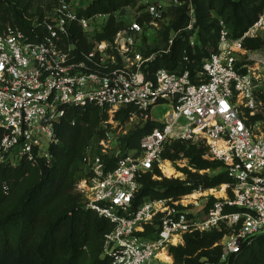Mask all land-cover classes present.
I'll use <instances>...</instances> for the list:
<instances>
[{
    "label": "built area",
    "instance_id": "1",
    "mask_svg": "<svg viewBox=\"0 0 264 264\" xmlns=\"http://www.w3.org/2000/svg\"><path fill=\"white\" fill-rule=\"evenodd\" d=\"M173 2L187 3L193 28V0ZM144 5L157 26L165 3L145 0ZM79 10L75 0H60L45 18L33 21L31 32L14 25L0 32V164L50 160L68 105L95 103L110 115L132 105L130 118L154 120V107L167 104L160 124L135 148L120 146L126 128L112 118L103 120L104 134L88 146L75 191L87 208L114 224L102 253L111 264H176L171 247L184 244L187 233L222 228L228 231L221 241L222 260L228 262L264 232V128L248 115H255L263 72L250 61L264 64V58L244 45L264 32V12L239 37L222 20L217 50L194 75L189 68L151 67L155 57L145 58L135 48L133 32L147 26L138 19L112 40L79 51L71 41L72 27L77 23L86 30L91 22ZM176 140L206 143L208 155L223 163L230 178L222 184L224 194L200 186L191 200L188 193L147 198L134 206L140 177L155 165L164 171L163 152ZM149 225L155 228L152 235L146 234Z\"/></svg>",
    "mask_w": 264,
    "mask_h": 264
},
{
    "label": "trees",
    "instance_id": "2",
    "mask_svg": "<svg viewBox=\"0 0 264 264\" xmlns=\"http://www.w3.org/2000/svg\"><path fill=\"white\" fill-rule=\"evenodd\" d=\"M130 1L92 0L79 13L91 16L109 12ZM216 2L220 4L218 11L226 15V25L234 37H239L259 17L260 7L251 8L245 0H193L196 6L194 28H199V42L192 46L189 36L193 30L183 29L190 20L189 6L184 3L179 6L182 14L176 23V29L181 32L161 58L165 67L176 71L189 68L195 75L202 68L204 58L217 50L221 25L205 20V10L215 7ZM42 16L34 12L28 14L25 0H0V32L8 25L31 32L33 21ZM116 29L114 17H111L99 34L100 39L112 40ZM71 35L79 51L89 49L79 24L73 25ZM244 45L249 49L259 48L264 45V39L247 38ZM158 63L156 58L150 66L164 67ZM178 66L180 68H176ZM132 110V105L121 107L117 118L122 121L130 118ZM107 118L108 112L95 103L68 105L57 125L58 141L50 147V160L39 158L35 163L25 160L16 166L0 164V264H111L112 259L103 257L102 253L105 235L114 224L87 208L75 191V183L84 172L87 148L103 136L102 122ZM159 124L152 119L146 120L144 125L123 134L120 146L123 149L138 147L141 138ZM2 135L0 129V141ZM181 156L188 157L189 165L196 169L193 172L189 166L184 168L191 180L163 176L155 165L140 177L141 186L133 199L134 206L147 198H178L200 186L215 187L230 179L221 161L204 156V147L190 140L167 144L163 158L177 160ZM207 168L220 170L213 175L201 172ZM154 175L162 177L154 178ZM154 230V226L149 225L146 234L152 235ZM221 235L222 232L217 231L187 233L185 243L172 246L171 253L179 264H218L222 249L212 245ZM198 250L200 252L193 255ZM228 264H264V232L231 255Z\"/></svg>",
    "mask_w": 264,
    "mask_h": 264
},
{
    "label": "rangeland",
    "instance_id": "3",
    "mask_svg": "<svg viewBox=\"0 0 264 264\" xmlns=\"http://www.w3.org/2000/svg\"><path fill=\"white\" fill-rule=\"evenodd\" d=\"M60 0H25L27 5L28 14L35 13V14H43L42 18L46 17L48 14L52 12V9L59 4ZM165 3V6L167 8V11L165 13L164 19L159 22V24L156 26L154 24L150 23L151 17L150 14L145 9V0H131L127 4H121L118 9L109 11V12H103L104 14L102 16H95L94 14L91 15V22L89 24L88 29H82L84 33L85 43L89 48H92L95 43L100 41L99 34L104 31L105 27L107 26L109 20L111 17H114V23L117 27L116 31L113 33L112 38H115L119 32H124L125 29L128 28V25L132 20L138 19L142 24L147 23V26H145L144 30L138 33L133 32V35L135 37V48L142 55L143 57H152L154 56V60L157 58L158 65L164 66V63L161 62V58L163 54L169 52L170 46L173 42V39H175L178 34H180V29H176V23L179 22L180 16L182 14V11L179 6L175 5L173 0H161ZM251 8L255 6H259V15L264 12V2L263 0H245ZM92 0H75V4H78L80 6V9L86 8ZM206 6V3L204 4ZM218 6H220L219 2L215 3V7L207 8L205 11L207 12L206 19L207 21H215L218 25H220L221 21L223 20L224 23L227 24L226 21V15L221 14L218 11ZM207 7V6H206ZM196 9V6H195ZM196 12V11H195ZM205 12V13H206ZM188 14L190 15V12L188 11ZM39 18V17H38ZM190 19V16H189ZM181 22V21H180ZM190 20L188 21L187 25H185L186 30H193L192 34H190L189 39L190 43L197 44L199 42V28H189ZM184 25V23H181ZM264 39V32L260 33L258 38ZM255 54L260 55L264 58V45L259 48H253L251 49ZM180 62V61H179ZM259 63V62H257ZM250 65L253 66H259L261 70H263L261 75V80L257 81L258 85L256 87L255 93L258 100V106L255 110V115H261L259 118H254L253 115H251L248 111V115L250 117L251 123L255 124V126L260 125L261 128L263 127L264 122V64L259 63L256 64L255 61H250ZM180 68V66L176 67ZM168 109L167 104H161L156 107H154L152 111V116L154 117V120L157 122H161L164 112ZM117 112L113 115L108 114V118L113 119V123H118L122 125L124 128L127 129V132L137 126H142L145 124V121L141 117L135 116L134 118H127L126 120L122 121V119L117 118ZM197 144L200 147H204V156L208 159H212L208 155V148L206 143L203 140H197L193 142ZM167 161H170L176 170L173 174H167L166 172L162 171V175L169 177V178H182V179H188L189 174L184 170L186 167H190L193 172H196V169L191 167L189 165V159L186 156H181L177 160H172L166 158ZM163 163H165V161ZM166 161V162H167ZM182 168V169H181ZM220 168H207L202 169V173H209L210 175L216 174ZM154 178H161L162 176L154 175ZM189 180V179H188ZM191 180V178H190ZM223 183H221L218 186H215L218 188L217 193L224 188L222 186ZM215 187H209L204 188L206 190H209L210 188ZM193 196L188 197V200H191L192 197L197 196L198 192L196 190H193L191 192ZM219 194V193H218ZM210 231H217L222 232L221 237L212 245V247L215 246H221V241L223 240L225 234L228 232L226 228H222V230L214 229ZM209 232V231H205ZM200 252V250L196 251L193 255H197ZM175 260V258H174ZM176 262V261H175ZM176 264H179L176 262ZM218 264H228V262L222 260V253L220 256V262Z\"/></svg>",
    "mask_w": 264,
    "mask_h": 264
},
{
    "label": "bare ground",
    "instance_id": "4",
    "mask_svg": "<svg viewBox=\"0 0 264 264\" xmlns=\"http://www.w3.org/2000/svg\"><path fill=\"white\" fill-rule=\"evenodd\" d=\"M164 170L167 174H173L176 172V170L174 169V167L172 166L171 162L170 161H167L166 164H165V167H164ZM224 187V186H223ZM224 188H222V190H220L218 193L219 195H222L224 194ZM192 196V195H191ZM162 256L167 259V260H170L172 261L173 260V257L167 253L166 251L163 252Z\"/></svg>",
    "mask_w": 264,
    "mask_h": 264
},
{
    "label": "crops",
    "instance_id": "5",
    "mask_svg": "<svg viewBox=\"0 0 264 264\" xmlns=\"http://www.w3.org/2000/svg\"><path fill=\"white\" fill-rule=\"evenodd\" d=\"M167 161V160H166ZM166 161H165V163H164V165H163V169H164V167H165V164H166ZM172 164V163H171ZM173 165V164H172ZM164 172H165V170H164ZM217 192V191H216ZM218 194V193H217ZM193 196V195H192Z\"/></svg>",
    "mask_w": 264,
    "mask_h": 264
}]
</instances>
